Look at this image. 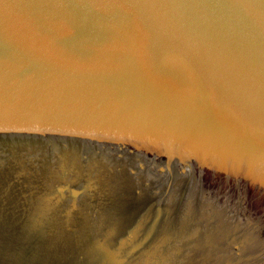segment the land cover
<instances>
[{"label":"water","instance_id":"obj_1","mask_svg":"<svg viewBox=\"0 0 264 264\" xmlns=\"http://www.w3.org/2000/svg\"><path fill=\"white\" fill-rule=\"evenodd\" d=\"M0 264H264V0H0Z\"/></svg>","mask_w":264,"mask_h":264}]
</instances>
